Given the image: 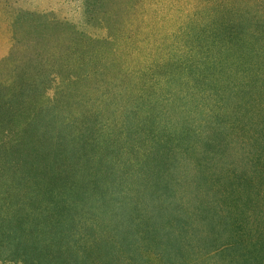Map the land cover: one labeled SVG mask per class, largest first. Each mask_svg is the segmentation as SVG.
<instances>
[{
    "label": "trees",
    "instance_id": "1",
    "mask_svg": "<svg viewBox=\"0 0 264 264\" xmlns=\"http://www.w3.org/2000/svg\"><path fill=\"white\" fill-rule=\"evenodd\" d=\"M214 8L159 87L101 54L41 99L37 205L0 203V264H264V0Z\"/></svg>",
    "mask_w": 264,
    "mask_h": 264
},
{
    "label": "rangeland",
    "instance_id": "2",
    "mask_svg": "<svg viewBox=\"0 0 264 264\" xmlns=\"http://www.w3.org/2000/svg\"><path fill=\"white\" fill-rule=\"evenodd\" d=\"M220 2L0 0V203L11 201L23 213L29 203L37 205V183L34 188L31 181L37 175L41 99L66 102L70 79L91 68L78 67L81 59L102 54L117 60L151 49L155 58L141 66L140 75L159 87L170 69L183 67L187 48L202 43L198 25L216 15ZM84 85L78 86L85 93ZM32 187L34 199L27 193Z\"/></svg>",
    "mask_w": 264,
    "mask_h": 264
},
{
    "label": "clouds",
    "instance_id": "3",
    "mask_svg": "<svg viewBox=\"0 0 264 264\" xmlns=\"http://www.w3.org/2000/svg\"><path fill=\"white\" fill-rule=\"evenodd\" d=\"M155 55L156 53L151 49L133 53L126 66V70L130 73L134 72L137 67H141L145 63H150L155 58Z\"/></svg>",
    "mask_w": 264,
    "mask_h": 264
}]
</instances>
